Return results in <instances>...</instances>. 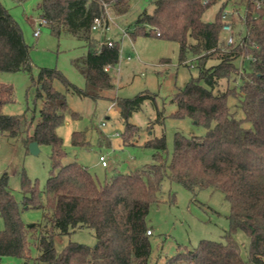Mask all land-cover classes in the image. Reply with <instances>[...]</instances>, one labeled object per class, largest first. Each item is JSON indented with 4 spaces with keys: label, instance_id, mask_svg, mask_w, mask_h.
<instances>
[{
    "label": "trees",
    "instance_id": "1",
    "mask_svg": "<svg viewBox=\"0 0 264 264\" xmlns=\"http://www.w3.org/2000/svg\"><path fill=\"white\" fill-rule=\"evenodd\" d=\"M13 1L21 4L26 0ZM103 1L117 15L126 14L130 8L129 0H42L38 5L40 18L46 20L54 35L59 37L65 31L87 43V54L74 60L85 77V88L72 84L56 68L41 69L36 96L43 105L35 122V116L26 112L3 113V106L14 101L15 89L0 80V136L24 137L27 145L32 141L49 145L53 168L44 191L29 184L25 176L22 182L23 191L32 193L23 207H44L42 223L23 221L21 204L10 189L7 172L1 176L0 218L4 228L0 231V258H29L28 247L34 242L40 250L38 263L150 264L148 215L151 205L160 201L158 192L168 177L193 193L206 188L222 191L231 211L225 241L205 238L194 248L179 246L163 264H264V0H246V33L240 42L232 44L222 37L224 6L215 21L203 19L216 0H154L153 10L139 15L137 33L178 42L183 64H187L188 53L196 57L199 75L171 98L177 104L172 116L190 117L206 132H176L170 159L166 136L151 138L145 147L155 150L154 162L130 173L115 172L100 182L79 162H62L66 151L57 127L64 123L68 102L53 82L59 79L73 93L94 99L115 88L106 67L119 63L120 44L113 41L109 45L106 40L100 45L92 30L95 18L105 12ZM240 58L248 60L249 66L239 91L234 87L221 90L222 80L230 83L238 76ZM210 59L218 62L207 65ZM20 70H32L30 46L0 0V74ZM230 96L241 102L244 118L238 119L231 110ZM147 99L156 101L148 93L117 99L125 120V144L139 134V127L129 120ZM72 142L85 145L84 133L75 131ZM84 227L95 231V245L71 241L61 252L56 250V232L69 235ZM238 232L250 238L248 260L242 257L235 239Z\"/></svg>",
    "mask_w": 264,
    "mask_h": 264
},
{
    "label": "rangeland",
    "instance_id": "2",
    "mask_svg": "<svg viewBox=\"0 0 264 264\" xmlns=\"http://www.w3.org/2000/svg\"><path fill=\"white\" fill-rule=\"evenodd\" d=\"M154 0H129V11L117 15L108 4V11L114 20L108 32L93 31V36L102 43L106 40L120 44V61L110 70L115 88L105 90L102 96L94 99L84 97L68 90L59 79L53 82L54 87L66 94L68 111L57 133L63 138L66 156L63 164L79 162L88 167L93 175L104 182L115 172L130 173L154 162L155 150L145 147V143L163 135L167 138L170 159L174 149L176 132L185 134H204L206 129L197 125L190 117L174 118L172 113L177 104L171 98L186 86L192 77H198L199 68L196 57L192 53L186 56L187 64L180 62V46L178 42L158 38L155 35L137 33L136 20L139 15L154 8ZM19 23L24 38L30 46L32 70L2 72L0 80L15 89V99L6 103L2 111L5 114L28 113L40 119L42 99L37 98V79L43 68H56L68 80L79 88H85L84 75L74 65V60L83 58L88 52V45L69 32H62L58 37L47 25L41 27L38 37L34 35L39 16L38 5L42 0H26L17 4L13 0H1ZM246 0H216L204 13V21L213 22L222 6L231 12L228 15L232 24L234 41L240 42L246 33L243 17L245 16ZM234 17L236 19H234ZM123 31H128L125 35ZM228 33L223 32L222 37ZM130 57V58H129ZM218 62L210 59L207 65ZM239 74L229 83L224 79L221 90L234 87L239 91L240 84L247 76L248 60L238 61ZM140 93H148L155 98L147 99L140 110L133 113L130 122L139 127L138 136L125 144L122 133L125 120L117 99L133 98ZM228 104L238 119L245 117L241 102L234 96L228 98ZM76 114V115H74ZM75 131L84 133L85 145H74L72 135ZM52 149L49 145H41L38 154H32L24 137L0 136V178L7 172L9 185L16 199L21 204V217L26 224L44 222V207H23V202L32 196L31 192L23 191L22 182L37 185L44 191L52 174ZM105 155L108 165L103 166L100 156ZM58 170L56 169L55 172ZM43 198L44 199V194ZM159 202L151 205L148 215L152 230V254L150 264H163L173 257L179 246L197 247L202 239L225 241V233L229 230L231 204L225 194L216 189L206 188L193 193L183 184L165 178L158 192ZM174 199V200H173ZM44 202V200H43ZM4 221L0 218V231ZM235 239L241 246V254L245 260L250 255V238L246 233L238 232ZM71 241L93 246L97 242L96 233L91 228H80L69 235L56 232L55 247L61 252ZM28 257L2 256L0 264H47L38 263L40 254L38 246L31 242Z\"/></svg>",
    "mask_w": 264,
    "mask_h": 264
},
{
    "label": "built area",
    "instance_id": "3",
    "mask_svg": "<svg viewBox=\"0 0 264 264\" xmlns=\"http://www.w3.org/2000/svg\"><path fill=\"white\" fill-rule=\"evenodd\" d=\"M103 6L105 8V12L103 14H101L100 16L96 17L95 20H94V23H93V26H92V30L93 31H101V32H108V31H111L112 29V26L111 24L114 23V20L113 18L111 17L110 15V12L108 11V3L104 2L103 1ZM231 12H228L226 10L223 11V14H222V17H223V20L225 21L224 23V26H223V30L224 32H227L228 35L226 37V42L228 44H232L234 42V35H233V27H232V24L230 23L229 21V18H228V15H230ZM37 26L34 30V35L36 37H38L41 33V27L43 25H47V22L45 19L43 18H38L37 19ZM124 34L126 35L128 33V31H123ZM109 45H112L113 44V40H107ZM104 42L100 43L103 44ZM130 58V57H129ZM113 67L112 66H107L106 67V70L107 71H110ZM100 161L102 163L103 166H107L108 163H107V160H106V156L105 155H101L100 156ZM148 234H152V231L151 230H148Z\"/></svg>",
    "mask_w": 264,
    "mask_h": 264
},
{
    "label": "water",
    "instance_id": "4",
    "mask_svg": "<svg viewBox=\"0 0 264 264\" xmlns=\"http://www.w3.org/2000/svg\"><path fill=\"white\" fill-rule=\"evenodd\" d=\"M29 150L32 154H38L40 152V145L37 141H32L29 144Z\"/></svg>",
    "mask_w": 264,
    "mask_h": 264
}]
</instances>
